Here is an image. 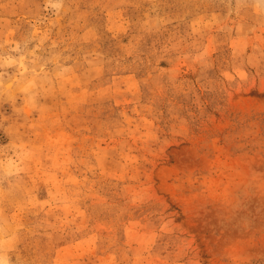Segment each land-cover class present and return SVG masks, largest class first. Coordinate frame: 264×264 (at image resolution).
<instances>
[{"label":"rangeland","instance_id":"1","mask_svg":"<svg viewBox=\"0 0 264 264\" xmlns=\"http://www.w3.org/2000/svg\"><path fill=\"white\" fill-rule=\"evenodd\" d=\"M0 264H264V0H0Z\"/></svg>","mask_w":264,"mask_h":264}]
</instances>
